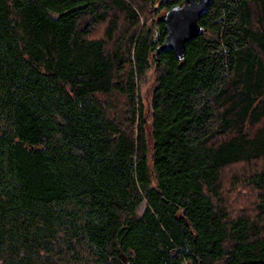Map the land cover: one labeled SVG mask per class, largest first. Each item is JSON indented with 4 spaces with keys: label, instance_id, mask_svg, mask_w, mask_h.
<instances>
[{
    "label": "trees",
    "instance_id": "trees-1",
    "mask_svg": "<svg viewBox=\"0 0 264 264\" xmlns=\"http://www.w3.org/2000/svg\"><path fill=\"white\" fill-rule=\"evenodd\" d=\"M183 1L0 0V264H264V0Z\"/></svg>",
    "mask_w": 264,
    "mask_h": 264
},
{
    "label": "water",
    "instance_id": "water-1",
    "mask_svg": "<svg viewBox=\"0 0 264 264\" xmlns=\"http://www.w3.org/2000/svg\"><path fill=\"white\" fill-rule=\"evenodd\" d=\"M213 0H184L181 6H172L164 15L166 36L155 51L158 57L163 51H172L181 60L185 46L201 35L200 19Z\"/></svg>",
    "mask_w": 264,
    "mask_h": 264
},
{
    "label": "rangeland",
    "instance_id": "rangeland-1",
    "mask_svg": "<svg viewBox=\"0 0 264 264\" xmlns=\"http://www.w3.org/2000/svg\"><path fill=\"white\" fill-rule=\"evenodd\" d=\"M148 98L145 94V103H147ZM64 240L65 233H60L53 250L47 255L48 260L55 264H94V256L84 245H76L75 240H72L71 243L75 245L73 249Z\"/></svg>",
    "mask_w": 264,
    "mask_h": 264
}]
</instances>
